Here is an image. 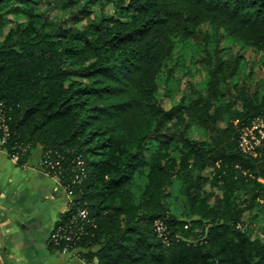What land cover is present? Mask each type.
<instances>
[{
    "label": "trees",
    "instance_id": "obj_1",
    "mask_svg": "<svg viewBox=\"0 0 264 264\" xmlns=\"http://www.w3.org/2000/svg\"><path fill=\"white\" fill-rule=\"evenodd\" d=\"M101 1L0 0V148L19 165L35 152L61 161L71 203L53 231L80 226L77 211L90 220L49 248L87 264H264V240L242 229L264 209V141L252 155L237 145L242 127L264 125V93L227 101L237 65L216 51L196 98L166 111L157 85L204 25L264 51V0H118L119 14L92 18ZM190 122L206 141L187 137Z\"/></svg>",
    "mask_w": 264,
    "mask_h": 264
},
{
    "label": "rangeland",
    "instance_id": "obj_2",
    "mask_svg": "<svg viewBox=\"0 0 264 264\" xmlns=\"http://www.w3.org/2000/svg\"><path fill=\"white\" fill-rule=\"evenodd\" d=\"M118 0H111L106 3L102 0L92 7V18L102 15H109L116 12L115 3ZM38 13L49 11L46 5L35 7ZM55 16V8L51 12ZM12 22H23L20 15L8 16ZM10 28L8 25L4 33ZM226 63L230 69L237 65V73L233 79H229L221 85L220 91L225 94L226 100L235 102L238 105V94L240 90L246 92L264 93V51L257 52L251 48L234 42L226 37L223 32H216L208 25L200 28L195 40L189 42L182 50L176 48L172 59L167 63L163 73L158 77V100L162 108L171 110L181 100L196 98L203 93L209 83L208 72L215 61L214 52ZM180 53L182 56L180 57ZM211 61V63L209 62ZM209 62V64H207ZM208 65V66H207ZM187 137L194 141H206L207 134L195 123L190 122ZM151 152V150H150ZM149 152H147V156ZM210 170L204 172L205 176H210ZM209 191L208 188L205 189ZM256 216L255 219L252 217ZM243 230L256 240H264V209L256 210L253 213H246L243 217Z\"/></svg>",
    "mask_w": 264,
    "mask_h": 264
},
{
    "label": "crops",
    "instance_id": "obj_3",
    "mask_svg": "<svg viewBox=\"0 0 264 264\" xmlns=\"http://www.w3.org/2000/svg\"><path fill=\"white\" fill-rule=\"evenodd\" d=\"M32 153L23 165L0 148V260L3 264H87L75 253L49 248L69 200L58 179L47 176Z\"/></svg>",
    "mask_w": 264,
    "mask_h": 264
},
{
    "label": "built area",
    "instance_id": "obj_4",
    "mask_svg": "<svg viewBox=\"0 0 264 264\" xmlns=\"http://www.w3.org/2000/svg\"><path fill=\"white\" fill-rule=\"evenodd\" d=\"M3 128L4 134H6L7 130L5 127L0 126ZM5 136V135H4ZM264 141V125L261 120L256 119L254 120L251 125L244 126L240 129V135L238 138V149L246 155H252L254 151L261 146L262 142ZM4 143V139L0 141V146ZM22 156L25 154L26 149H22ZM19 157H14L12 159L18 160ZM60 163L59 159L52 160L49 155H44L43 158L39 161V168L43 173L47 176L53 177L58 179L61 175L60 172ZM76 174H74V180L80 182V178L84 176V168L83 162L81 160H77L76 162ZM60 184V183H59ZM62 188V187H61ZM63 192L67 196L69 203H71V197L69 194L66 193V189L62 188ZM77 221L81 222V225H77L76 229L73 228H66L68 226L62 227L59 226L57 229H54L53 233L50 235L49 243L55 246H58L60 242L65 243H72L74 240L77 239V235L81 234L83 230V226L90 223L89 216L86 210L77 211L76 215L70 220L69 225H75ZM157 231L159 236H162L163 230L158 225ZM73 253L68 251L66 248L62 249L61 254H69Z\"/></svg>",
    "mask_w": 264,
    "mask_h": 264
},
{
    "label": "water",
    "instance_id": "obj_5",
    "mask_svg": "<svg viewBox=\"0 0 264 264\" xmlns=\"http://www.w3.org/2000/svg\"><path fill=\"white\" fill-rule=\"evenodd\" d=\"M0 264H3V262L0 260Z\"/></svg>",
    "mask_w": 264,
    "mask_h": 264
}]
</instances>
